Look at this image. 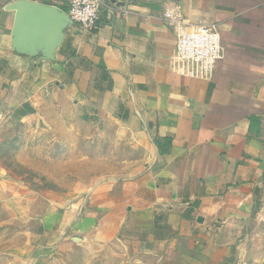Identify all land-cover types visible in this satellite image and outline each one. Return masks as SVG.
I'll return each mask as SVG.
<instances>
[{
  "label": "crops",
  "instance_id": "1",
  "mask_svg": "<svg viewBox=\"0 0 264 264\" xmlns=\"http://www.w3.org/2000/svg\"><path fill=\"white\" fill-rule=\"evenodd\" d=\"M16 1L0 0V116L33 136L58 127L47 141L65 146L93 140L77 132L98 120L141 148L130 175L54 215L62 244L92 253L115 238L142 264H264V0H176L220 32L209 79L180 72L173 0H107L98 28L68 24L50 58L16 48Z\"/></svg>",
  "mask_w": 264,
  "mask_h": 264
},
{
  "label": "rangeland",
  "instance_id": "2",
  "mask_svg": "<svg viewBox=\"0 0 264 264\" xmlns=\"http://www.w3.org/2000/svg\"><path fill=\"white\" fill-rule=\"evenodd\" d=\"M55 131L33 136L30 127L0 116V264H142L115 238L89 253L88 244H62L60 231L50 228L56 213L84 202L96 184L130 175L140 146L113 139L111 128L98 120L77 132L93 140L48 142L66 134ZM83 208L80 203L76 209Z\"/></svg>",
  "mask_w": 264,
  "mask_h": 264
},
{
  "label": "built area",
  "instance_id": "3",
  "mask_svg": "<svg viewBox=\"0 0 264 264\" xmlns=\"http://www.w3.org/2000/svg\"><path fill=\"white\" fill-rule=\"evenodd\" d=\"M109 1V0H108ZM118 0L111 2L116 7ZM107 0H69L68 13L84 30L96 29ZM165 24L175 34L176 60L180 72L200 79H209L225 56L219 30L203 19L190 18L178 1L173 0L163 12Z\"/></svg>",
  "mask_w": 264,
  "mask_h": 264
},
{
  "label": "water",
  "instance_id": "4",
  "mask_svg": "<svg viewBox=\"0 0 264 264\" xmlns=\"http://www.w3.org/2000/svg\"><path fill=\"white\" fill-rule=\"evenodd\" d=\"M13 7L17 11L16 48L22 51L40 48L47 57H53L64 28L74 22L70 14L54 5L34 0H17Z\"/></svg>",
  "mask_w": 264,
  "mask_h": 264
}]
</instances>
